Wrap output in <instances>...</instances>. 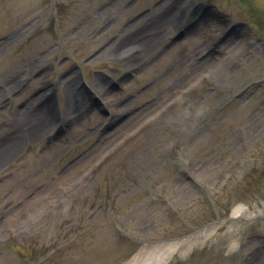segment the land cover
I'll list each match as a JSON object with an SVG mask.
<instances>
[{
    "label": "rangeland",
    "instance_id": "obj_1",
    "mask_svg": "<svg viewBox=\"0 0 264 264\" xmlns=\"http://www.w3.org/2000/svg\"><path fill=\"white\" fill-rule=\"evenodd\" d=\"M203 1L213 4L212 16L202 0H0V37L8 38L0 41V138L24 134L11 142L20 149L0 161V264H37L31 259L49 252L43 264H126L141 246L132 239L148 246L207 223L198 235L210 231L203 244L171 264H264V213L244 229L215 224L242 204L264 212V41L220 42L226 16L249 17L252 32L264 37V0H245L246 8L239 0ZM164 13L169 31L148 52L108 47L123 44L129 23L138 29ZM217 50L209 57L214 69L196 72V62ZM77 64L92 86L105 77L103 106L120 102L127 114L142 103L149 114L132 129L108 131L107 143L84 162L102 116L89 100L84 112L65 103L68 82L84 76ZM100 67L105 74L95 72ZM51 82L60 95L55 124L79 118L54 141L48 124L30 132L33 103ZM181 157L206 191L180 173ZM26 195L34 198L19 207Z\"/></svg>",
    "mask_w": 264,
    "mask_h": 264
},
{
    "label": "bare ground",
    "instance_id": "obj_2",
    "mask_svg": "<svg viewBox=\"0 0 264 264\" xmlns=\"http://www.w3.org/2000/svg\"><path fill=\"white\" fill-rule=\"evenodd\" d=\"M167 18H168L167 14H163V16L160 17L159 19L155 20V22L153 24H147L144 27L139 26L138 29H135L136 24H137L135 22L134 24L128 26L125 29L126 35H125V38L123 39V44H122V46L123 45L124 46L122 47L121 45H119L117 43H113L110 45V47L114 48L118 52H121V51L126 52V50H135V49H137V50L145 49L148 52L149 47L152 46V44L155 41L160 40L162 37H164V35H166V33L169 31L168 30L169 29L168 24H170L169 23L170 20H167ZM238 43H240V38L236 37V38H234L233 41H231L229 46H233L234 44H238ZM120 46H121V51L119 50ZM211 56L212 55L205 57V60H203L202 62L198 61L197 65H196V68H197L196 72H198V73L203 72V71L206 72V71H209V69H214L216 58H213L211 61L209 58ZM76 95L80 96L84 102V96L82 93H80L78 91V93H76ZM110 106H111L112 110L116 113H119L123 110L122 104L120 102L118 104H112ZM83 108H84V106H83ZM145 109L141 110L138 114L131 117L132 119L128 120L129 122H127L124 126L126 128H131L130 126L137 123L136 121H139V118H141L140 122H141V120H143V121L146 120V117L149 114L145 111ZM36 112H37V118H35L36 126H38V127H40L42 125L44 126V123H46V121H47V117L45 116L43 108L36 109ZM138 124H139V122H138ZM33 130H35V128ZM32 131H30V132H32ZM39 134H40V132L38 134H36V136H38ZM7 145L8 144H3L0 147L1 148L0 149V161L1 162L3 161L2 159H4L5 156H10L12 158V155L20 149V147H19L20 145L18 146V144H11L10 146H7ZM99 149H100V147L98 148V150ZM95 154H96L95 150L93 149L89 154L84 155V158H91ZM244 210H245L244 206L236 208V210H234V212L232 213L233 217H238L241 215L243 216ZM246 214L247 213L244 214L245 217L247 216ZM249 217H252V216H248L247 218H249ZM254 219L255 218L252 217L251 221H253ZM171 250H172V248L170 249V251ZM170 251H168V252H170ZM166 258H167V260L169 259L168 257H166ZM150 261H152V260L149 259L148 257L143 258V256H140V257H136V259H134L132 262H130L128 264H149ZM157 262H160V260H156V262L154 264H156Z\"/></svg>",
    "mask_w": 264,
    "mask_h": 264
}]
</instances>
